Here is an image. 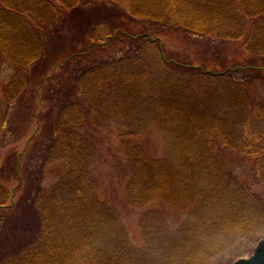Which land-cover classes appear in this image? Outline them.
I'll use <instances>...</instances> for the list:
<instances>
[{
  "label": "trees",
  "instance_id": "1",
  "mask_svg": "<svg viewBox=\"0 0 264 264\" xmlns=\"http://www.w3.org/2000/svg\"><path fill=\"white\" fill-rule=\"evenodd\" d=\"M131 23L242 42L248 58L209 70L168 55ZM50 38L70 48L51 72ZM35 84L45 112L36 113L30 156L39 160L27 158L35 171L24 165L20 178L33 181L16 208L0 184V264H204L248 234L264 237V0H0V165L3 135ZM152 128L163 136L162 158L132 144ZM105 142L117 144L126 206L164 200L186 212L176 228L145 212L144 248L97 196ZM60 160L69 171L46 191L43 174ZM233 162L250 175H235ZM19 167L17 159L16 175ZM28 217L35 232L4 230Z\"/></svg>",
  "mask_w": 264,
  "mask_h": 264
},
{
  "label": "rangeland",
  "instance_id": "2",
  "mask_svg": "<svg viewBox=\"0 0 264 264\" xmlns=\"http://www.w3.org/2000/svg\"><path fill=\"white\" fill-rule=\"evenodd\" d=\"M133 33H146L154 39L160 41L163 49L168 55L183 54L189 58L190 62L196 66H206L209 70L222 69L224 63L229 61H244L248 58L243 52L242 42L237 44H212L211 41L194 37L182 32L161 30L153 26L145 24L131 23L127 26ZM121 46V45H120ZM70 48L64 43L58 42L56 39L50 38L47 45V61L48 71L51 72L55 68L59 59H61ZM237 62V63H239ZM13 72L12 69L7 71V77ZM260 93L264 95V86L260 88ZM41 87L35 84L31 88V93L18 106V110L14 113L16 119V126L13 131L8 130V136L3 135L2 161L0 165V184L8 189L11 195V203L14 207L17 206L20 199H23L25 194L29 192L33 180H27V176L22 180L24 165H28L30 173L35 171L31 159L39 160L37 155L30 156L32 148L38 141L41 132V123L38 120V112H45L40 101ZM36 137L35 143L32 144V138ZM105 142L98 146L99 153L95 165V172L99 177V188L97 196L104 202L117 208L121 214L123 223L125 225L128 238L131 243L137 247L144 248L142 232L139 228L140 217L148 211H156L164 215L172 228H176L186 219V212L179 207L168 203L164 200H153L146 204L141 209H132L124 203V188L125 184L122 176H118L115 168L116 161L114 156H111L112 151L117 144H110ZM133 145L140 146L145 154L149 157L162 158L165 151L164 139L161 133L155 129H147L142 133L136 135L132 139ZM104 146V147H103ZM30 148V149H29ZM29 150V154L27 152ZM119 150V149H116ZM33 155V153L31 154ZM19 159L20 167L19 173L16 175L15 165L16 160ZM30 162V163H29ZM37 163V162H36ZM233 170L235 175L246 178L250 175L249 167H240L233 162ZM36 165V164H35ZM70 165L67 160H60L51 164L43 174V187L46 191L53 187V185L62 178L68 171ZM34 174V173H33ZM246 176V177H245ZM20 178V180L18 179ZM33 178H38L37 173ZM23 205V204H22ZM16 208V207H15ZM6 224L4 230L14 231L18 229L19 232L26 231L35 232L37 229V222L34 218H27L23 224H17L12 227V219ZM32 236V235H31ZM263 237L259 234H248L242 237L234 247L228 251L217 255L204 264H234L239 258H248L253 253L257 243ZM1 240V236H0ZM1 243V241H0Z\"/></svg>",
  "mask_w": 264,
  "mask_h": 264
},
{
  "label": "water",
  "instance_id": "3",
  "mask_svg": "<svg viewBox=\"0 0 264 264\" xmlns=\"http://www.w3.org/2000/svg\"><path fill=\"white\" fill-rule=\"evenodd\" d=\"M234 264H264V238L258 242L249 258L239 259Z\"/></svg>",
  "mask_w": 264,
  "mask_h": 264
}]
</instances>
